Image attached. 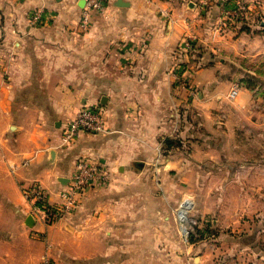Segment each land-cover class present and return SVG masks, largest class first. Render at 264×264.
I'll use <instances>...</instances> for the list:
<instances>
[{
	"label": "crops",
	"instance_id": "crops-1",
	"mask_svg": "<svg viewBox=\"0 0 264 264\" xmlns=\"http://www.w3.org/2000/svg\"><path fill=\"white\" fill-rule=\"evenodd\" d=\"M238 3L242 22L224 12ZM82 6L0 0V264H264V0H107L85 29ZM85 104L108 129L63 143ZM79 156L107 184L42 223L22 188L59 200Z\"/></svg>",
	"mask_w": 264,
	"mask_h": 264
},
{
	"label": "built area",
	"instance_id": "built-area-1",
	"mask_svg": "<svg viewBox=\"0 0 264 264\" xmlns=\"http://www.w3.org/2000/svg\"><path fill=\"white\" fill-rule=\"evenodd\" d=\"M83 2L79 26L85 29L90 13L93 10H102L107 0H81ZM244 5L238 3L234 9L224 12L228 19L242 18ZM190 38L185 42L186 48L194 44ZM239 83H235L229 96L237 94ZM103 109L99 105L85 104L62 127L60 138L63 143L74 141L82 132L102 133L107 130ZM109 169L98 160L79 156L75 159L74 169L67 184L57 190L59 200L50 201L48 192L39 184L31 183L22 188V194L30 205V211L42 223L50 224L61 218L65 213L73 210L79 202L81 195L88 188L100 187L109 180ZM177 215L180 223L181 234L189 236L186 221H188L189 205L182 201L178 207ZM32 216V215H31ZM41 264H50L48 257H43Z\"/></svg>",
	"mask_w": 264,
	"mask_h": 264
},
{
	"label": "rangeland",
	"instance_id": "rangeland-1",
	"mask_svg": "<svg viewBox=\"0 0 264 264\" xmlns=\"http://www.w3.org/2000/svg\"><path fill=\"white\" fill-rule=\"evenodd\" d=\"M246 11L244 10L243 11V14H242V18H238L241 22L242 21H244L245 20V18H247L246 17V13H245ZM253 22H254V20H253ZM263 77H264V75H263ZM158 158V157H157ZM156 158V159H157ZM155 158H154V160H156ZM155 162V161H154ZM153 162V163H154ZM156 163H158V162H156ZM152 174V173H151ZM174 173H171V175H173ZM175 175V174H174ZM173 175V176H174ZM154 176H155V178H157V179H155V181L156 182H159L160 180H158V176H160V178H161V172L159 173V172H157V171H155V172H153V174L151 175V178H153L154 179ZM155 182V183H156ZM157 184V183H156ZM156 191L157 192H159V193H161V191H162V189L161 188H157V186H156ZM175 191V190H174ZM181 197V200L182 201H184L185 203H187L188 205H189V212H188V220H190L189 219V217H191V214L193 213V211H194V209H195V201H196V194H195V187H188V188H186L182 193H181V195H180ZM177 211H179L178 209H177ZM194 224H195V222H193V221H186V226L188 227V233H189V236H187V237H185L184 235H182L181 233V235H180V237H181V239H182V241L186 244V247L187 246H190V244L189 243H193L194 241H195V234H194V231L196 230V227H194ZM194 227V228H193ZM188 248V247H187ZM194 252L193 251H188V252H184V253H181V255H182V257L183 258H186V260H188V261H190V262H192L193 261V257H194ZM184 255V256H183ZM124 258H130V259H133L134 260V252H129V253H127V256H125Z\"/></svg>",
	"mask_w": 264,
	"mask_h": 264
},
{
	"label": "trees",
	"instance_id": "trees-1",
	"mask_svg": "<svg viewBox=\"0 0 264 264\" xmlns=\"http://www.w3.org/2000/svg\"><path fill=\"white\" fill-rule=\"evenodd\" d=\"M189 49H190L191 51H193V50L195 49V47H194V46H191ZM166 143L168 144V146H171V145L174 144V142H173L172 140H167Z\"/></svg>",
	"mask_w": 264,
	"mask_h": 264
},
{
	"label": "water",
	"instance_id": "water-1",
	"mask_svg": "<svg viewBox=\"0 0 264 264\" xmlns=\"http://www.w3.org/2000/svg\"><path fill=\"white\" fill-rule=\"evenodd\" d=\"M61 181H64L63 179H61Z\"/></svg>",
	"mask_w": 264,
	"mask_h": 264
}]
</instances>
